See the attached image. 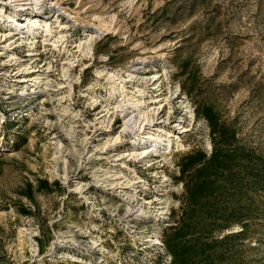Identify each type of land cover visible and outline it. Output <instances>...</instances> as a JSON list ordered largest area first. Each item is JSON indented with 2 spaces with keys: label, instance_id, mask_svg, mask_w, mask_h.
<instances>
[{
  "label": "rangeland",
  "instance_id": "obj_1",
  "mask_svg": "<svg viewBox=\"0 0 264 264\" xmlns=\"http://www.w3.org/2000/svg\"><path fill=\"white\" fill-rule=\"evenodd\" d=\"M51 3L64 44L17 36L0 52V264H264V0ZM96 17L112 30L83 56ZM137 63L134 82L162 84L170 127L182 116L188 129L183 148L148 163L123 154L129 134L106 145L123 122L97 73ZM36 70L47 87L21 94ZM144 202L167 215L135 214Z\"/></svg>",
  "mask_w": 264,
  "mask_h": 264
},
{
  "label": "bare ground",
  "instance_id": "obj_2",
  "mask_svg": "<svg viewBox=\"0 0 264 264\" xmlns=\"http://www.w3.org/2000/svg\"><path fill=\"white\" fill-rule=\"evenodd\" d=\"M25 1L28 0H0V52L5 53L9 50L11 48L12 39L17 36H19L22 44L28 43L29 46H34L35 42L39 39L43 42H52L53 40L52 45L58 49V46L65 42V35L62 31L65 27V23H62L60 18L55 16L56 13L62 10L60 9V5L58 3H51L48 7L44 6V0H32V6L30 5V8H26L27 5L24 4ZM56 6H58L57 9ZM46 9L51 11V16L56 17L54 20L52 18V20L50 19V15L49 17L45 14ZM67 14L69 17L72 16L69 12ZM95 22L94 24L84 25L83 27L86 33L89 32L87 27L94 30L89 35H86L85 39L81 40L78 45L79 52L83 56L92 53L96 39L101 38L102 35L112 30L111 23L104 21L101 17H96ZM2 44H4V46H2ZM68 60L69 67L63 68V75L69 79L75 80L76 77L72 74L71 68L75 66L76 61ZM144 61H146V58L142 59L140 64H144ZM136 65H138V63L129 67L127 70H102L97 71V73L98 75L104 74L108 81L112 83L109 86L108 105L111 107L113 106L114 114H118L123 122L120 134L110 138L106 145L110 144L114 148L116 144L122 142L123 135L129 134L131 148L126 150L123 154H126L127 158L148 163L152 161L154 156L159 155L164 158L174 150L183 148L184 146L181 144L180 135L188 129L182 124L184 121L182 116L178 117V120L170 127L169 122L172 109L170 102L171 97H165L161 94L163 90L162 84H155L154 82L151 85L143 87L141 84L144 82L139 83L136 81L135 83L134 80L139 78ZM38 72L37 70L28 72L18 81V85H20L18 90L21 91V94L28 93V95H33L38 91H43L44 86L47 87V83L45 82L46 79L43 78V74ZM157 78L158 75H153L143 78V81H145L147 85ZM127 82L133 87L131 93L127 92ZM149 86H152L153 95L151 94V97L148 99L147 97L150 95ZM93 88L94 86L91 85L88 87L87 92H92ZM11 91H15L14 88L13 90L11 89ZM171 95L176 96L175 98L179 100L182 98L179 97V88H176L175 92H172ZM94 100H96V98ZM150 101L153 102L150 103ZM166 106H168V112L165 115L167 117L165 118L163 116L161 118L163 121L158 123L157 116L163 112ZM180 107H182L185 113H189L191 116L193 115L190 106L186 105L183 100H180ZM109 112L110 110H108V114ZM99 123L103 125L104 122L102 121ZM95 125L96 124H94V126ZM121 165L123 168L130 170V167L126 163H121ZM120 175L122 174L120 173ZM116 176L118 177V175ZM99 178L98 175H95V179L98 180ZM97 180H95V182L99 184L100 181ZM126 195L128 196L129 194L125 192V196ZM150 204L151 202L139 203V207L135 209V214H143L144 217L153 221L162 220L167 215V207H161L152 211L148 207Z\"/></svg>",
  "mask_w": 264,
  "mask_h": 264
}]
</instances>
